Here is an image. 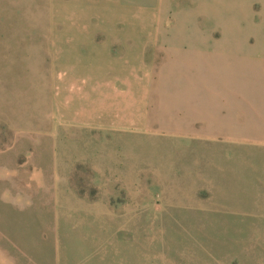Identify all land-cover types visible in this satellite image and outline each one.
<instances>
[{
    "label": "rangeland",
    "instance_id": "374dc122",
    "mask_svg": "<svg viewBox=\"0 0 264 264\" xmlns=\"http://www.w3.org/2000/svg\"><path fill=\"white\" fill-rule=\"evenodd\" d=\"M71 1L0 0V264H264V0H144L209 66L154 62L140 132L64 120Z\"/></svg>",
    "mask_w": 264,
    "mask_h": 264
},
{
    "label": "crops",
    "instance_id": "0c3cea01",
    "mask_svg": "<svg viewBox=\"0 0 264 264\" xmlns=\"http://www.w3.org/2000/svg\"><path fill=\"white\" fill-rule=\"evenodd\" d=\"M69 4L62 20L71 23L56 32L58 63L63 68L72 64L77 69L74 80L82 87L78 96L69 98L73 112H64L65 121L140 132L146 126L150 70L158 67L154 62L160 60V68L198 69L200 75L209 66L208 47L190 39L199 34L178 36L156 29V14L148 9L146 15L144 0Z\"/></svg>",
    "mask_w": 264,
    "mask_h": 264
}]
</instances>
